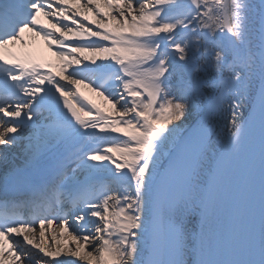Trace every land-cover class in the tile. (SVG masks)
<instances>
[{
	"label": "snow or ice",
	"instance_id": "1",
	"mask_svg": "<svg viewBox=\"0 0 264 264\" xmlns=\"http://www.w3.org/2000/svg\"><path fill=\"white\" fill-rule=\"evenodd\" d=\"M0 162V264H264V0H0Z\"/></svg>",
	"mask_w": 264,
	"mask_h": 264
},
{
	"label": "bare ground",
	"instance_id": "2",
	"mask_svg": "<svg viewBox=\"0 0 264 264\" xmlns=\"http://www.w3.org/2000/svg\"><path fill=\"white\" fill-rule=\"evenodd\" d=\"M252 3H258V0H251ZM90 15V14H89ZM91 15H90V19H91ZM42 22L47 23L46 21L42 20ZM25 39L29 41V45L27 48L23 49V51H31L33 53H35V55L37 56L38 54L41 55V57L43 56V58L52 61L53 63H55L56 58L52 55V53L50 51H48V49L46 48L45 44L41 46V43H43L44 41L40 40L38 37L33 38L32 34H25ZM33 39H35V43L33 44L32 41ZM42 49V51L39 50ZM13 51H20L19 47H17V49H12ZM39 52V53H38ZM33 56V58L40 60V58ZM52 71H56L55 68L52 69ZM81 90L84 92L85 95H87L90 99H92L94 102L98 103L101 105V107H104L103 101L100 97H97L94 93H92L89 89L83 88V86H81ZM249 110V106L245 105L244 107H242L239 111L241 113L242 118L245 116V114L248 112ZM228 122L227 120H222L220 122V127L218 128V131L221 132L223 134V136L227 137L229 135L228 132ZM12 157L16 158L17 163H20V150L19 149H13L12 153L10 154ZM74 167V165H73ZM5 170V166L3 164V162H0V174L3 173V171ZM75 179H71V182H74L76 180L78 181H83V180H87L90 182H103L102 178H96V179H89L86 177V175H83L79 172H77L75 174ZM47 235L51 236V235H56L58 239H60L61 243L67 242L70 238L68 237L67 233H64L63 235H60V229L57 225H52V227L49 229V232L47 233ZM48 241L46 240V243ZM61 259H63L64 257L61 256Z\"/></svg>",
	"mask_w": 264,
	"mask_h": 264
}]
</instances>
